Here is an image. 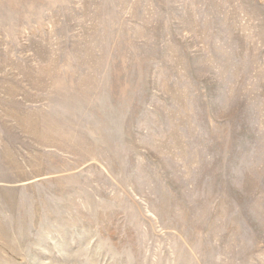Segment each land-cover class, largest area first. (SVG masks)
<instances>
[{
    "label": "rangeland",
    "instance_id": "obj_1",
    "mask_svg": "<svg viewBox=\"0 0 264 264\" xmlns=\"http://www.w3.org/2000/svg\"><path fill=\"white\" fill-rule=\"evenodd\" d=\"M0 264H264V0H0Z\"/></svg>",
    "mask_w": 264,
    "mask_h": 264
}]
</instances>
